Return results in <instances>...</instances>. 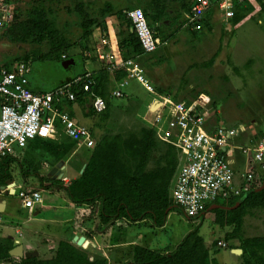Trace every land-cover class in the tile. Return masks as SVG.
Instances as JSON below:
<instances>
[{"label":"rangeland","instance_id":"374dc122","mask_svg":"<svg viewBox=\"0 0 264 264\" xmlns=\"http://www.w3.org/2000/svg\"><path fill=\"white\" fill-rule=\"evenodd\" d=\"M29 1L22 0L19 3H14L10 0H0L3 11L7 15L6 21L4 20L5 25L0 27V66L4 64L16 65L27 55L31 57L29 60L33 63L36 59L35 56L39 53L47 54L50 49L46 42L42 45L26 42L13 43L4 40L2 37L7 30L6 27H9L10 22H12L15 10L21 8V11L26 13L30 9ZM191 1L189 0V2ZM235 1L237 6L236 9L234 6V15L229 19H223L220 14L224 23L221 21V27H215L208 35V39L203 40V38L194 37L189 30H183L174 39L167 41L164 44L166 46L163 45L149 57L138 60H143L140 63L143 64L148 83L151 86L154 85V90H157L161 95L164 93L166 98L172 101H181L190 107H201L210 123L231 126L235 122H244L249 124V128L253 132L256 131L255 133H257L259 129L264 127V31L251 23L257 22L256 15L264 13V0ZM136 2L138 1L118 0L120 8L117 15L120 28L123 31H128L127 28L131 27L129 11L133 7L144 9L143 4L149 3V0H144L141 6L138 5L140 2L138 4ZM175 2L176 0H166V5L173 8ZM79 3L80 0H49L46 4V7L51 11L49 17L54 25L60 27L65 37L72 35L70 39H67L75 41V43L81 38L82 30L74 28L71 22H67L69 15L71 16L67 13L70 9L76 8ZM215 12L217 11L210 12L211 17ZM85 18L83 16L81 21ZM77 20L72 19L71 21L76 23ZM240 20L245 24L244 27H239L237 32V25ZM0 21L3 20L0 19ZM79 25L81 26V24ZM222 27H225L226 30H222ZM228 29L229 31H227ZM167 31L172 32L170 26L166 29ZM206 34L208 32L203 35ZM253 36H256L255 40L251 38ZM220 37H222L221 40ZM83 45L84 43L81 44L79 50H75L76 52L72 49L71 52L70 50L64 51L63 55H81L85 60V65L86 60H88L92 66L95 59L94 46L87 45L84 49ZM86 49L92 52L93 57L90 59L86 55L87 52L85 53ZM51 58H55V56L53 55ZM33 69L35 76L33 82L42 84L46 88H53L68 73L67 70H61L58 63L55 62H38L33 65ZM119 71L127 73L128 77L127 70L120 68ZM69 74L72 73L69 72ZM228 75L236 77V82L243 89V94H238L237 90L234 89ZM127 89L134 92L133 99L128 100L130 97L115 86H112L109 93L106 94L105 97L109 100L110 107H107L106 113L95 117L94 141L95 138L99 140L104 135H106L105 137H113L117 134L126 138L136 135L140 139L143 135V129L155 131V128L152 127V121L160 102H157V106L154 107L155 103L152 102V97H159V94L148 90L144 84L136 79L130 81ZM117 91L122 92L120 97L115 95ZM100 97L102 96L100 95ZM105 97L103 98L105 99ZM161 97L159 98L163 99ZM93 101L94 99L91 103ZM74 104L82 108L79 102L76 101ZM91 107L88 103L84 106L85 111L88 110V115L83 114L84 116H94L91 114ZM66 110L71 111L67 106ZM81 110L83 111V108ZM84 122L90 123L87 119ZM155 135L157 146L154 156L157 158L166 149L167 142L156 131ZM69 142V140H62L60 144L66 145ZM93 147H86L77 143L60 161H57L54 156L41 148L29 151L27 148L20 149L13 155L17 161L11 165V172L17 170L22 173L24 170L33 174L37 173L38 176H25L28 182L26 188L33 187L32 189H35L34 187H36L40 189L45 204H49L50 199L54 198L56 204L66 203L65 191L60 186L46 190L40 183H43L45 187L51 185L50 179H61L70 183L81 173L94 149ZM60 162H63V165H60ZM153 165L154 163L151 164V166ZM235 167L238 168V165L236 164ZM55 169L64 174L61 176L55 172L53 175ZM260 174L264 176L263 172L260 173L256 169V176ZM263 182H258V185L263 184ZM53 190L58 191V193H51L50 191ZM225 201L221 200L220 204L225 203ZM209 216L201 215L198 218L190 219L179 209L172 211L166 230L161 231V237L168 240L172 235L181 236L184 231H189L190 228L196 229L206 242H209L211 255L218 264H236L230 248L235 243L240 245V240L237 238L226 239L227 234L233 233L235 226L223 227L216 224ZM75 220L72 218L70 224H73ZM240 234L245 238L264 236V206L261 203L249 208L248 214L244 217ZM0 241L4 240L0 239ZM226 243L227 246H225ZM89 252L93 253L91 250ZM20 261V258L12 256L11 260H0V264H18Z\"/></svg>","mask_w":264,"mask_h":264},{"label":"trees","instance_id":"16d2710c","mask_svg":"<svg viewBox=\"0 0 264 264\" xmlns=\"http://www.w3.org/2000/svg\"><path fill=\"white\" fill-rule=\"evenodd\" d=\"M19 3L22 0H10ZM49 0H30V9L23 13L21 8L16 9L9 27H6L2 35L4 40L13 43H32L42 45L48 43L50 49L47 54L39 53L32 63L26 56L21 59L30 63L31 72L29 74L30 89L34 93L46 92L32 88L34 79L33 65L35 63L55 62L61 70L68 71L67 75L59 80L58 86L66 82L73 81L78 76H85V60L81 55H63L64 51H69L72 44L63 32L54 25L50 19L51 11L46 7ZM194 1L186 3L187 11L194 7ZM163 7H159V5ZM135 8V7H134ZM166 0H150L148 8L143 9L149 20L150 26L153 22L160 23V27L167 26L166 21L175 22L181 19L182 15L173 17L166 10ZM70 12V10L68 11ZM130 25L133 28L131 19ZM94 19L87 17L81 25L85 33L90 34L89 29L94 25ZM181 23H179L180 25ZM166 32V31H164ZM175 32L162 34L165 41L173 37ZM131 44L134 46L135 53L144 52L140 40L133 30ZM55 58H51V56ZM73 59V64L64 65L67 60ZM10 67L9 64H4ZM72 73V75L69 74ZM74 72V73H73ZM105 72L98 71L90 77L93 80L91 91L80 90L81 85L74 87L77 92L76 101L82 104L90 103L94 97L92 93L105 97L103 90V80ZM69 74V75H68ZM88 79V80H90ZM87 80V81H88ZM55 86L54 88L58 87ZM95 96V95H94ZM2 99L0 98V103ZM75 101V102H76ZM106 109L110 107L109 100L105 97ZM73 102V103H75ZM72 102H69L70 107ZM92 104V103H91ZM66 107V106H65ZM97 112L91 107V114L103 115L108 111ZM71 116L73 114L70 112ZM90 130V129H89ZM95 136V132L90 130ZM260 132V134H262ZM102 136L99 140L95 138L94 149L86 162L84 170L65 185L64 180L50 179L51 187L60 186L65 191V197L76 205H99V218L103 225H108L116 220H126L129 223L137 224L143 220H151L156 227H163L169 214L175 210H181L174 202L173 191L178 177L180 164V150L171 143H167L166 149L159 157L154 156L156 151V135L151 129H143V135L139 139L136 135L128 138L117 134L113 137ZM62 140H69V144L61 145ZM77 144L75 140L63 135L59 139L35 137L26 146L27 151L31 149H43L57 161L63 159L71 148ZM32 145V148H31ZM25 148V149H26ZM17 159L13 155L0 157V186L13 181L11 165ZM151 166V164H153ZM23 176L33 173L22 170ZM264 174V171H263ZM34 175L38 176L37 173ZM41 181V180H40ZM264 176L259 175L253 182L251 192L244 202L237 208L226 210L216 208L208 210L204 216L211 219L223 227L234 225L233 233L227 234L226 239H239V248L243 249V260L245 264H264V237H243L242 232L244 217L248 214L249 208L262 204L264 206V189L256 191L258 182H263ZM43 184V183H41ZM245 193V192H244ZM230 198L222 203L224 206H234L244 195ZM182 211V210H181ZM13 242L9 239L0 241V260H11L10 250ZM18 264H108L105 257L90 253L89 250L82 249L69 241H61L55 254L51 258L42 259L39 257H23ZM218 264L216 259H210L209 250L204 242V238L198 230L188 233L177 247L175 252L163 254L150 248L137 245L134 248V259L132 264Z\"/></svg>","mask_w":264,"mask_h":264},{"label":"built area","instance_id":"2783aa9c","mask_svg":"<svg viewBox=\"0 0 264 264\" xmlns=\"http://www.w3.org/2000/svg\"><path fill=\"white\" fill-rule=\"evenodd\" d=\"M214 5L224 11L226 17L233 15L232 0H195L191 21L197 29L201 28L202 17ZM6 18L0 3V19L3 20L0 21V27L5 25ZM129 18L144 53L156 51L160 40L155 36L143 8L130 10ZM121 67L128 71L131 79L138 80L154 92L138 60L126 59ZM30 72V63L24 61L10 67L0 66V157L26 148L35 137L56 140L65 135L78 144L92 147L95 141L90 130L78 123L65 107L77 99L74 87L81 85L80 90L91 91L94 83L90 76H78L50 91L34 93L29 86ZM92 95V107L97 112L104 111L105 99L94 93ZM115 95L120 97L122 92L117 91ZM157 102L160 105L157 113H154L152 127L163 140L180 150L173 199L186 217L198 218L211 205L240 196L251 189L258 178L256 167L264 171V131L249 144L239 145L234 143V139L241 130L210 123L201 107H190L167 98L156 100L155 104ZM239 154L247 159L245 171L235 167V157ZM15 195L28 209H33L43 201L40 190L20 189Z\"/></svg>","mask_w":264,"mask_h":264},{"label":"crops","instance_id":"0c3cea01","mask_svg":"<svg viewBox=\"0 0 264 264\" xmlns=\"http://www.w3.org/2000/svg\"><path fill=\"white\" fill-rule=\"evenodd\" d=\"M137 1L140 2V4L136 2L139 6H141L144 2V0H137ZM232 1L234 2V6L236 9L237 2L235 0ZM186 3L190 4L191 2H189V0H176L174 4L175 6L173 8H171L170 5H168L166 8L167 9L166 11L173 17L182 15L181 19L179 18L175 22L166 21L167 26H163V27H160V23L153 22L151 27L154 31L155 36L160 40L159 48L163 47V45L170 39H174L183 30L184 31L189 30L194 37H198V38L200 37L203 38V40L204 39L206 40L208 39V35L215 29V27L217 28L221 27L220 23L221 21L222 22L224 21L221 20V15L223 16V19H229L234 15V11H235V9L233 8V15L231 17H226L225 12L219 9L217 5H214L202 17L200 21L201 28L197 29L196 24L192 23L191 21L194 7L192 6L191 11H187L185 7L187 5ZM148 6L149 3L143 4L142 7H144V9L146 10ZM159 7L161 8L163 6L160 4ZM119 8L120 7L118 0L115 1L80 0L79 5H77L76 8L70 9V12L67 13V14H71V16L69 15L68 17L67 22H71L74 28L76 27L82 30L81 38H79L76 43L75 41H71L72 46L70 48V52L72 51V49L74 50V52L79 50L81 48L82 43H84L83 45L84 49L86 48L87 45L89 46L93 45L94 46L93 53L95 59L92 62L93 63L92 66H90L89 61L86 60L87 61L85 65V69L87 70L86 75H89L91 77L95 72L98 71L105 72L104 73L105 77L103 80V87H102L103 90H105V95L109 93V90L112 86H115L117 89H121L122 91H124V93H126L127 96L130 97L128 98L129 100V99H133L132 97L134 96V92L127 89L132 79L130 78L129 73L127 77L126 75L127 73H124L123 71H119L120 68L124 69L123 67H121V64L126 59H136V60L141 58L143 59L144 57H149V55H151L152 53L149 54H146L144 52L135 53L134 46L133 44H131L132 41L131 35L133 33V28L131 27L127 28L129 29L128 31L127 30L123 31L120 28L118 15H117ZM214 10L217 12H215V14L211 17L210 12ZM260 15H256L257 22L256 23L253 22L251 24H254L255 27H258L262 31H264V13ZM83 16L86 17L85 19H87V17L94 19L95 23L93 27L89 29L90 34L85 33V29H83L82 25L81 26L79 25L82 23L81 18ZM72 19H78V20L76 21V23L75 22L73 23L71 21ZM179 23L181 24L179 25ZM244 24L243 21L241 22L240 20V23H238L237 25V32L239 27H244ZM169 26L172 29V32H175V34L173 37L169 36L167 40L163 41L161 36L162 34L164 33L171 34L170 31L164 32ZM58 28L60 29L59 26ZM223 29L226 30L225 27H222V30ZM227 31H229V29ZM205 32H208V34L203 35ZM66 36L67 38L70 39V36L72 35H66ZM222 36H223V32H222ZM221 38L222 37H220V40ZM251 38L255 40L256 36H253ZM233 40L237 41L236 39ZM85 53L88 59L93 57L92 52H90V50L86 49ZM250 56H255V55H250ZM141 66L144 71L143 64ZM228 77L230 78V82L234 86V89L237 90L238 94H243V89H241V86L237 84L236 77H232L230 75H228ZM31 84L33 89L36 90L41 89L45 91H50L54 89L55 86H58V82L53 88H46L45 86H42V84H36L35 82ZM154 93L159 94V97L161 96L164 97H161L163 99H160L159 97H152L153 99L152 102L155 103L156 100L163 101L166 99L165 97L166 94L163 93L161 95L160 93H158L157 90H154ZM86 104L87 103L85 104L79 103V105L82 106L83 111L81 110L82 108H80V106L74 103L70 107L67 106V108L71 110L69 112L73 114L72 117L78 123L86 126L91 131L92 130L94 131V128L96 127L94 125L95 117L84 116V115H88L87 112L88 110L85 111L84 109V106ZM156 104L154 107L157 106ZM88 105L92 106L91 96H90V103L88 102ZM85 119L89 120L90 123L86 124L84 122ZM228 127L239 128L241 130V133L238 136H236V138L234 139V143H237L239 145L249 144L252 139H255L256 135H261L260 132L264 131V127H263V129H259V131L255 133L256 131L253 132V130L249 128V124L244 122H235L233 123V125ZM18 150L20 149H17L16 152ZM235 161L236 164L238 165L237 169L239 171H243V170L245 171L247 165V159H245L241 154H239L235 157ZM84 166H86V163L84 164ZM258 171H260V173L263 172L261 170ZM12 174H13V181H11L8 184H4L0 186V200L2 201V203H0V210L2 211V222L0 223V239L2 240L9 239L11 242H13L12 250L15 247L21 245L23 247L24 254L28 252H36L37 253L36 257L42 259L51 258L54 256L55 251L57 250L59 243L61 241H69L73 243V239L75 236H79V237L84 236L89 242L88 246L85 249L91 250V252H93L96 255L105 257L108 261V264H132L134 259V248L137 245L150 248L154 251L163 254H170L175 252V250L180 245V243L185 238V236L194 230L193 228H190L189 231L187 230L184 231V234H181V236H179L178 234L172 235L168 240H166L165 237H161V231L166 230L172 212L169 214L165 225L160 228L154 226L153 222L149 219L143 220L137 224L129 223L126 220H116L108 225H103L99 218L98 204L76 205L71 203L66 197L64 198L67 201L66 203L60 202L59 204H56L54 198V199H50L49 204H45L43 200L42 204L35 205L33 209L24 208L21 200L15 194L20 189H32L33 187L26 188L28 187L27 185L28 182L26 181L25 176H23V173H21V171L15 170L14 172H12ZM64 184L67 185L68 183L65 182ZM41 186H43L44 189H46V187L43 184H41ZM34 188L35 190H40L37 189L36 187ZM53 188L54 187H51L50 189H46V190H51ZM50 192L53 194L58 193V191L56 190ZM214 205H222V204L219 203ZM214 205H211L208 208V210H213L211 208ZM72 218L76 219L75 222L73 223L74 225L70 224L71 223L70 220H72ZM204 242L209 250V246H208L209 242H206L205 239ZM73 244L77 245L76 243ZM227 245L228 244L226 243V246ZM238 246L239 245L235 243L230 248V251L233 254V260L236 262V264H245L242 256L243 253L239 254L235 251L236 249H241ZM78 247H82V246H78ZM12 250H10V252ZM209 253H210V259L211 260L214 259V257H212L211 255L210 250ZM12 256L13 255H11V257Z\"/></svg>","mask_w":264,"mask_h":264},{"label":"water","instance_id":"95a60500","mask_svg":"<svg viewBox=\"0 0 264 264\" xmlns=\"http://www.w3.org/2000/svg\"><path fill=\"white\" fill-rule=\"evenodd\" d=\"M69 64H73V59L67 60V61L64 62V65L68 66ZM60 165H63V162H60ZM85 167L86 166H84V168ZM84 168H83V170H84ZM55 172H58V174L61 175V176L64 174L62 171H58L57 169H55L53 171V175H54ZM263 189H264V182H263V184L260 187H258L255 190L258 192V191H261ZM250 192H251V190L246 191L244 193V195L239 199V201L234 206L214 205L211 209H216V208H221V209H226V210L235 209V208L239 207L244 202V200L247 198V196L249 195ZM0 203H2L1 200H0ZM84 241H86V238L84 236H81V237L75 236L74 239H73V243H76L78 246H82V247L84 245ZM235 251L237 253H239V254L243 253L242 249H236ZM10 253H11V255L16 256V257H20V258H22V257H35L37 255L36 252H28V253L24 254L23 253V247L21 245L15 247Z\"/></svg>","mask_w":264,"mask_h":264},{"label":"bare ground","instance_id":"6f19581e","mask_svg":"<svg viewBox=\"0 0 264 264\" xmlns=\"http://www.w3.org/2000/svg\"><path fill=\"white\" fill-rule=\"evenodd\" d=\"M87 244H89V242H88V240L86 239V241H84V245H83V247L86 248V246H88Z\"/></svg>","mask_w":264,"mask_h":264}]
</instances>
